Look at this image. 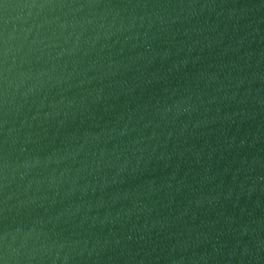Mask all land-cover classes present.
I'll return each mask as SVG.
<instances>
[{
  "label": "water",
  "instance_id": "95a60500",
  "mask_svg": "<svg viewBox=\"0 0 264 264\" xmlns=\"http://www.w3.org/2000/svg\"><path fill=\"white\" fill-rule=\"evenodd\" d=\"M0 264H264V0H0Z\"/></svg>",
  "mask_w": 264,
  "mask_h": 264
}]
</instances>
